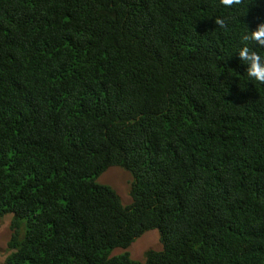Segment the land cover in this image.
<instances>
[{
	"label": "trees",
	"instance_id": "obj_1",
	"mask_svg": "<svg viewBox=\"0 0 264 264\" xmlns=\"http://www.w3.org/2000/svg\"><path fill=\"white\" fill-rule=\"evenodd\" d=\"M261 22L264 0H0L4 264H264V84L237 55L264 59Z\"/></svg>",
	"mask_w": 264,
	"mask_h": 264
},
{
	"label": "rangeland",
	"instance_id": "obj_2",
	"mask_svg": "<svg viewBox=\"0 0 264 264\" xmlns=\"http://www.w3.org/2000/svg\"><path fill=\"white\" fill-rule=\"evenodd\" d=\"M130 182L131 176L127 171L120 167H111L96 179L97 184L107 185L113 189L123 205L130 203ZM10 217L11 215H7L6 218L0 220V264H4V259L8 254L6 243L10 234ZM159 248L160 244L157 232L150 231L136 239L127 251L129 252L131 259L143 261V256L148 250H159ZM121 253H123L122 250H114L112 255H118Z\"/></svg>",
	"mask_w": 264,
	"mask_h": 264
},
{
	"label": "clouds",
	"instance_id": "obj_3",
	"mask_svg": "<svg viewBox=\"0 0 264 264\" xmlns=\"http://www.w3.org/2000/svg\"><path fill=\"white\" fill-rule=\"evenodd\" d=\"M219 3L226 8H233L244 3V0H219ZM255 3V0H252ZM215 25L221 29L226 27L223 19L217 18ZM244 42L251 41L259 48H264V22L258 23L255 30L248 31L242 37ZM238 58L247 65L246 73L248 78L259 84H264V59L259 52L250 48L245 43L237 52Z\"/></svg>",
	"mask_w": 264,
	"mask_h": 264
}]
</instances>
